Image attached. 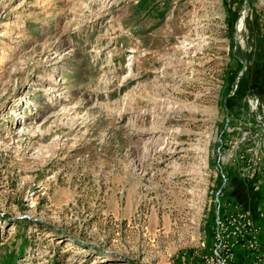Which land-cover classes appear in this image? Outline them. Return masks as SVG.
Here are the masks:
<instances>
[{
	"label": "rangeland",
	"instance_id": "obj_1",
	"mask_svg": "<svg viewBox=\"0 0 264 264\" xmlns=\"http://www.w3.org/2000/svg\"><path fill=\"white\" fill-rule=\"evenodd\" d=\"M221 259L264 264V0H0V264Z\"/></svg>",
	"mask_w": 264,
	"mask_h": 264
},
{
	"label": "built area",
	"instance_id": "obj_2",
	"mask_svg": "<svg viewBox=\"0 0 264 264\" xmlns=\"http://www.w3.org/2000/svg\"><path fill=\"white\" fill-rule=\"evenodd\" d=\"M238 231H239V233H242V232H243V230H242V229H239ZM218 264H224V260H223V259H221V260L218 262Z\"/></svg>",
	"mask_w": 264,
	"mask_h": 264
}]
</instances>
